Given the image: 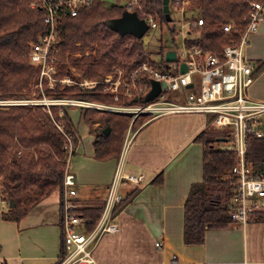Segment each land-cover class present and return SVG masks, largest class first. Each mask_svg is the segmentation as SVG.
Wrapping results in <instances>:
<instances>
[{
	"label": "trees",
	"instance_id": "trees-1",
	"mask_svg": "<svg viewBox=\"0 0 264 264\" xmlns=\"http://www.w3.org/2000/svg\"><path fill=\"white\" fill-rule=\"evenodd\" d=\"M32 1L0 0V99H26L37 74L36 69L29 63L28 53L31 43L46 31L45 14L41 10L32 9ZM183 1L169 0V9L180 8ZM188 1L186 9L198 10L203 22L200 28L191 26L192 38L189 39L188 46H198L217 54L224 46L240 42L248 26L250 5L263 0ZM162 2L163 0H137L131 11L140 20L151 17L163 28L168 23L162 10ZM126 12L123 6L113 5L105 8L102 0H96L91 6L81 10L75 18L63 16L58 26L56 58L59 65L55 76L58 79L63 76L72 77L68 68L72 65L81 76L89 80H100L116 68L123 69L126 74L147 62L148 57L143 53L141 40H136L131 35L122 36L111 27V24L121 19ZM230 23L234 24V28L226 33L223 26ZM103 32L108 36L116 35L118 41L106 42ZM126 40H129L131 45L130 48L123 49V41ZM106 49L111 52L130 53L127 54L126 60L121 62L108 61L103 57ZM87 51L90 52L87 56L71 58L72 54ZM164 51L165 48L161 45L157 53H150L159 59L156 62L148 58L151 66L163 68ZM262 68L264 63L255 69V75ZM46 92L60 99L67 93L85 101L110 102V98L102 94L100 84L91 91L56 84L55 89H47ZM50 108L51 114L41 107L0 108V200L6 207L1 212L3 221L18 223L57 188L63 195V181L69 158L67 137L71 138L73 146L76 145L77 139L67 108ZM59 109L63 110L60 118ZM97 113L99 112L87 110L83 114L84 120L91 123ZM59 122L61 129L57 126ZM101 122L103 126L94 132L95 159H118L130 122L128 118L114 113H102ZM142 123V119L138 118L132 128L137 129ZM106 129H109L107 135L104 134ZM195 140L204 147L203 178L201 182L193 184L184 205L183 241L188 246L202 245L206 229H226L232 224L228 208L236 188V183L230 178L236 156L214 148L215 144L227 142L226 134L208 128L198 134ZM245 159L255 176L264 175V138L248 140ZM162 180L161 173L150 183L160 185ZM136 193V190L131 192L115 208L114 214L121 211ZM11 202L14 204L13 208H9ZM100 212L101 207H82L76 211L91 220L89 230L98 222ZM255 215L253 222H264V211Z\"/></svg>",
	"mask_w": 264,
	"mask_h": 264
},
{
	"label": "crops",
	"instance_id": "crops-1",
	"mask_svg": "<svg viewBox=\"0 0 264 264\" xmlns=\"http://www.w3.org/2000/svg\"><path fill=\"white\" fill-rule=\"evenodd\" d=\"M259 23L245 49L255 69L264 63V18ZM250 87L251 98L264 102V68ZM67 112L77 139L66 167L75 180L72 201L80 209L101 207L121 158L96 160L94 132L101 123L86 122L82 108ZM260 127L264 133V123ZM207 129L204 117L175 115L125 134L120 170L142 179L121 189L124 199L137 193L115 214L118 232L103 235L94 248L98 264H264V222L206 229L202 245L184 244L186 198L203 178L204 147L195 138ZM161 173L162 183L151 184ZM61 198V190H53L18 223L2 220L6 207L0 200V264H55L61 253Z\"/></svg>",
	"mask_w": 264,
	"mask_h": 264
},
{
	"label": "built area",
	"instance_id": "built-area-1",
	"mask_svg": "<svg viewBox=\"0 0 264 264\" xmlns=\"http://www.w3.org/2000/svg\"><path fill=\"white\" fill-rule=\"evenodd\" d=\"M96 0H33L31 8L41 10L45 14V33L30 45L28 53L29 63L36 69L35 88L42 94L47 89H54L56 84H73L69 78L58 79L57 42L59 37L58 26L63 16L77 17L79 12L88 8ZM137 0H125L124 9L132 13V8ZM178 5V2L175 3ZM188 0L182 2L180 8L174 7L181 14L187 10ZM248 14V26L240 38V42L229 44L222 48L220 53H211L198 46L189 45L192 38L191 26L202 27V19L198 16L187 20L183 25L176 24L169 29L173 33L172 44L163 53V68H154L149 62H143L140 67L125 74V71L116 68L118 80L112 82L111 76L107 75L101 83L110 86L111 91L118 93L117 88L123 83L124 86L136 84L140 94L130 98L131 105L104 106L93 105L99 110L116 113H133L135 117L145 114L151 121L159 117L175 115H199L207 120L208 128L220 130L226 134L228 147L224 149L236 156V163L230 172L231 180L236 183L235 191L229 204V215L235 226L246 225L254 221L256 213L264 211L261 200L264 199V175L255 176L253 169L245 159L246 148L250 138L263 139L264 133L261 125L264 123V102L252 99L249 95L250 86L253 84L255 64L253 65L245 55V49L249 42V36L258 28L259 22L264 18V0L253 2ZM171 12V10H170ZM149 30L158 28V24L151 18L144 19ZM234 28V24H226L223 29L226 33ZM175 53L172 63H167L165 54ZM182 65L186 72L180 73ZM166 84L160 88L159 96L149 102L145 98L151 91L152 83ZM97 81L89 79L81 81L83 88H95ZM49 85V86H48ZM46 92V91H45ZM115 99L118 100L116 97ZM136 104V106H135ZM60 107L74 106L90 108V103L79 99L78 101L65 100V98L52 99H0V108L20 106L41 107L51 114L50 106ZM133 105V106H132ZM63 115L61 109L59 117ZM57 124V123H56ZM58 128L61 126L57 124ZM66 148L68 155L71 152L72 140L67 137ZM126 150L121 151L120 162L109 185L104 204L98 222L92 227L91 220L76 213L80 206L72 201L76 192L74 176L65 174L63 181V195L61 198V248L60 255L55 264H98L94 258V248L100 238L106 234L118 232L119 227L115 218V208L124 200L121 189L129 184H140L141 177L127 176L122 173L120 166ZM223 150V151H224ZM156 244V247H159ZM100 264V263H99ZM250 264V263H244Z\"/></svg>",
	"mask_w": 264,
	"mask_h": 264
},
{
	"label": "rangeland",
	"instance_id": "rangeland-1",
	"mask_svg": "<svg viewBox=\"0 0 264 264\" xmlns=\"http://www.w3.org/2000/svg\"><path fill=\"white\" fill-rule=\"evenodd\" d=\"M102 4L105 8H109L110 6H113V5H118V6H123L125 5V0H102ZM170 10V9H169ZM172 10V9H171ZM181 10L177 11L176 9H173L170 14H171V19H172V22L169 23L167 26H164L163 28H161V26H158L157 29H154V30H149L144 36L143 38L141 39V42H142V45H143V53L145 55H147L148 58L151 59V61H155L158 62V58H155L154 55L151 56V52L153 54L157 53L158 50H159V47L161 45L164 46L165 50L169 49L171 44H172V36H173V33L169 34V29H171L173 27V25H176V24H180V25H183V23H185L187 20L189 21V19H193V18H196L199 16V11L197 10H191V9H187L184 14H181ZM159 25V24H158ZM103 36H104V40L106 42H109L110 40H114V42L118 41L116 39V35H106V33L103 32ZM129 40H126V41H123V49H126V48H130V45L131 43L128 42ZM79 45V44H78ZM122 49V50H123ZM165 52V51H164ZM130 53V52H128ZM127 52L124 53V52H117V51H113L111 52L110 50L106 49L104 52H103V57L104 59L110 61V60H114V61H117V62H121L123 60H126V58L128 57V54ZM88 54H90L89 51L87 52H84V53H75V54H72L71 55V58L72 59H78L80 58L82 55L84 56H87ZM146 59V61L148 62L149 59ZM59 65V62L57 64V67ZM69 70H70V74L72 77H68V76H63V78H69L71 80H73V84L69 85V84H62L63 85H67V86H71V87H76L78 89H82V90H88V91H91V89H94V88H83L79 85V83L81 81H84L85 78L84 76H81V73L79 71H77L75 69L74 66L72 65H69ZM114 69V68H113ZM58 70V69H57ZM57 75V73H56ZM111 78H112V82H115L118 80V73L117 71H115V69L113 70L112 73H110ZM63 78H60V79H63ZM104 79V78H103ZM103 79H100V80H90V81H97L100 84L101 86V91H102V94L108 96L110 98V102L109 103H104V102H98V101H88L90 103V108H84V107H74V106H67V107H63V108H67L68 109H71V108H75V109H81L82 108V111L83 113L85 114L87 110H91V111H97L99 113H97L96 117L93 119V121L91 123H96V122H100L101 123V126H103V123L101 122L102 120V113H114V114H118L120 116H124L126 118H128V121L130 122L129 124V127L126 131V133L128 131H135L137 130L139 127H141L142 125H144V123H146V121L149 119V117H147L145 114L143 115H138L137 117H135V115L133 113H116V112H109V111H103V110H99L97 109L96 107H94L93 105L95 104H102L104 106H125L127 107L128 105H131L132 104V101L130 100V98H132L133 96H137L138 94H140V90H139V86L136 84V86H133L132 84L131 85H128L127 87L124 86V84L122 83L119 88H117V91L118 93H114L113 91H111V87L113 86L112 84H110V86L108 85H104L105 83H101V81H103ZM88 80V79H87ZM35 81H36V77H35V80L33 81V84L31 85V92L29 95L26 96V98H34V99H52V98H55L52 96L51 93H47L44 91V93L42 94V92L39 90V89H36L35 88ZM49 86V85H48ZM96 86V85H95ZM55 89V88H54ZM65 100H71V101H78L79 99H76L74 97H71L70 95H67L64 94L63 95ZM25 97V96H24ZM118 98L115 99V98ZM3 99H12V98H9V97H5ZM133 106V105H132ZM136 106V104H135ZM50 107H59L58 105H53V106H50ZM52 109V108H51ZM52 111V110H51ZM60 109L58 110V117H59V113H60ZM60 118V117H59ZM142 119V125L139 126L137 129H134L132 128V124L134 123V121L136 119ZM90 123V122H89ZM60 126V122L58 123ZM217 131H220V130H217ZM125 133V134H126ZM125 140V139H124ZM73 146V142H72V145ZM228 147L227 143H219V144H215L214 148L215 149H219V150H224ZM67 153H68V150H67ZM68 160V159H67ZM66 167H67V163H66ZM65 172H66V169H65ZM67 173V172H66ZM65 173V174H66ZM130 185V184H129ZM129 187V186H128ZM261 203L262 205L264 206V199L261 200ZM84 207V206H81V208ZM86 207V205H85ZM80 209V208H79ZM3 211V209L1 210Z\"/></svg>",
	"mask_w": 264,
	"mask_h": 264
},
{
	"label": "water",
	"instance_id": "water-1",
	"mask_svg": "<svg viewBox=\"0 0 264 264\" xmlns=\"http://www.w3.org/2000/svg\"><path fill=\"white\" fill-rule=\"evenodd\" d=\"M162 10L165 15V20L169 24L172 22L171 14L169 10V0H163L162 2ZM111 27L115 29V31L122 35H131L136 40H141L143 36L149 31V26L143 19H139L135 13L126 12L123 17L114 23L111 24ZM165 60L167 63H172L175 59V53L167 52L165 54ZM186 72L185 65H182L180 73L184 74ZM165 88L166 84L162 85L158 82L152 83L151 91L145 98L146 102L152 101L159 96L160 88ZM109 133V129L104 130V134L107 135ZM14 204L11 202L9 208H13Z\"/></svg>",
	"mask_w": 264,
	"mask_h": 264
}]
</instances>
